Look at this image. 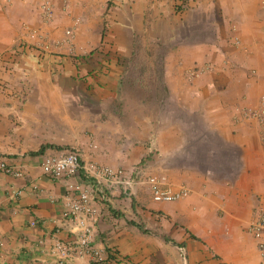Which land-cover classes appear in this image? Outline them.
<instances>
[{
  "label": "crops",
  "instance_id": "0c3cea01",
  "mask_svg": "<svg viewBox=\"0 0 264 264\" xmlns=\"http://www.w3.org/2000/svg\"><path fill=\"white\" fill-rule=\"evenodd\" d=\"M40 1L0 0V163L22 172L0 169V264H58L66 184L41 163L72 149L113 168L149 157L189 190H108L100 264H262L264 0H52L47 21ZM34 29L64 42L42 53Z\"/></svg>",
  "mask_w": 264,
  "mask_h": 264
},
{
  "label": "built area",
  "instance_id": "2783aa9c",
  "mask_svg": "<svg viewBox=\"0 0 264 264\" xmlns=\"http://www.w3.org/2000/svg\"><path fill=\"white\" fill-rule=\"evenodd\" d=\"M68 3H65L67 8ZM41 15L44 20H51L55 15V5L52 0L40 1ZM68 42L74 37V29L65 30ZM31 36L38 39L35 44L42 53L47 52L53 46H59L61 41L51 40L45 33L32 30ZM210 65L190 70L191 76H199ZM251 116H260L261 111L248 110ZM155 149L153 140L149 144ZM41 168L46 176L53 180H62L66 184L64 197L65 210L62 213L63 222L61 228L55 232L53 244L46 251L54 262L60 264H100L105 261L104 249L95 243V233L102 219V211L98 202L104 203L109 199L107 191L118 186L127 195H133L138 187H145L151 192L156 202H173L189 195L186 187L178 189L174 186L168 175L153 170L151 160L145 157L140 162L130 166L113 168L97 163H83L80 151L68 150L55 155H46L41 163ZM0 169L21 176L22 172L14 167L0 163ZM65 232L66 237L59 235ZM250 232L257 242V248L264 264V210H260L257 217L250 224Z\"/></svg>",
  "mask_w": 264,
  "mask_h": 264
},
{
  "label": "rangeland",
  "instance_id": "374dc122",
  "mask_svg": "<svg viewBox=\"0 0 264 264\" xmlns=\"http://www.w3.org/2000/svg\"><path fill=\"white\" fill-rule=\"evenodd\" d=\"M151 55H152L151 52L148 51V53L144 55V57L146 58V59L144 58V60H147V61H148L149 58H151V57H150ZM148 57H149V58H148ZM166 103H167V107H168V106H169V103H168V102H166Z\"/></svg>",
  "mask_w": 264,
  "mask_h": 264
}]
</instances>
